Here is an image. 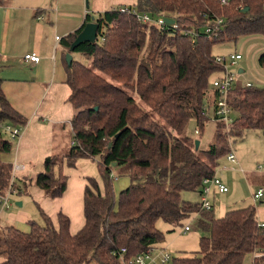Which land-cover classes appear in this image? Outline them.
Masks as SVG:
<instances>
[{
    "label": "trees",
    "instance_id": "obj_1",
    "mask_svg": "<svg viewBox=\"0 0 264 264\" xmlns=\"http://www.w3.org/2000/svg\"><path fill=\"white\" fill-rule=\"evenodd\" d=\"M128 7L130 11L113 7L95 16L100 25L96 42L76 47L71 65L66 60L75 111L71 145L56 149L36 176H13L12 164L2 160L14 146L6 127L20 128L28 120L13 106L0 77V195L28 193L36 185L47 197H61L68 185L65 164L75 167L79 159L92 158L100 170V179L87 178L81 230L73 234L63 212L55 224L40 207L43 222L29 221V231L0 227L3 264H124L148 248L165 246L160 219L168 222L170 233L190 219L205 232L199 250L172 255V264H242L252 253H257L254 264H264V226L255 205L217 216L214 207L200 210V200L185 197L186 192L201 193L204 180L214 176L221 158L247 131H264V87L239 81L229 95L236 113L230 137L223 133L225 123L217 120L213 141L205 150L196 148L214 119L219 95L214 80L224 70L214 48L264 36V0H231L228 5L219 0H138ZM138 13L163 16L166 23L143 22ZM93 16L88 14L87 22ZM220 18L224 22L218 34L207 33L206 27ZM82 29L70 36L68 49ZM259 64L264 68V53ZM206 105L212 107L210 115ZM191 120L199 131L195 137L189 133ZM116 169L131 179L118 197Z\"/></svg>",
    "mask_w": 264,
    "mask_h": 264
},
{
    "label": "crops",
    "instance_id": "obj_2",
    "mask_svg": "<svg viewBox=\"0 0 264 264\" xmlns=\"http://www.w3.org/2000/svg\"><path fill=\"white\" fill-rule=\"evenodd\" d=\"M137 2L110 0L109 6H130ZM90 6L91 0H3L0 3V77L4 79L3 87L13 106L28 120L21 127L20 137L13 139L12 151L2 155V160L13 167L15 163L25 166L16 174L36 176L45 169L46 158L56 149L69 147L75 111L69 101L72 90L67 83L66 54L69 49L66 43L70 36L84 27L88 14L97 16L110 9H101L98 3H94L95 10L91 12ZM58 36L60 39H57ZM31 53L39 54L40 61H26L24 56ZM242 70H239V75L244 72ZM242 82L247 84L252 81ZM216 127L217 123L215 132ZM195 130L189 128L193 137L196 136ZM6 136L11 137L9 133ZM209 143L204 145L201 140V147L205 150ZM95 162L92 158H81L75 167L63 166L68 185L61 197H47L42 188L36 185L29 187L35 201L40 203L55 224L58 225L60 212L70 217L73 234L85 225L84 192L87 178L94 176L100 179ZM240 164V160L237 164L227 162L221 169L217 167L216 171L229 185L227 181L231 179V172L243 170ZM217 193L221 192L214 190L211 195L214 210ZM197 194L199 201L200 192ZM225 206L221 202L218 209L221 211ZM225 210H222L224 214L227 212ZM9 216L21 220L22 227L18 226L19 229L30 230V224L27 226L24 223L31 221L26 212L16 211ZM259 220L264 222L260 217ZM256 256L257 253L246 255L242 264H254ZM0 264H3V258H0Z\"/></svg>",
    "mask_w": 264,
    "mask_h": 264
},
{
    "label": "rangeland",
    "instance_id": "obj_3",
    "mask_svg": "<svg viewBox=\"0 0 264 264\" xmlns=\"http://www.w3.org/2000/svg\"><path fill=\"white\" fill-rule=\"evenodd\" d=\"M94 3H98V7L101 9H104L105 7L110 8V0H91V12L95 10L93 6ZM214 52L216 53V55L228 59H230V57L235 53H242L243 58L238 61V64L231 67V69L236 72H239L241 68L244 69V72L239 75L241 77V80L239 81H252L256 86L264 87V68L259 64V57L264 53L263 35L241 37L238 41L218 44L214 48ZM239 81H237V83ZM136 96L138 100L142 102V99L138 95ZM144 106L147 109L151 110L146 103ZM235 114L236 113L232 112L233 118L235 117ZM215 122H217L216 119H210L205 126L204 132L201 135V140L203 141L204 145L213 141L216 125ZM231 125L225 124L223 128L224 135L226 133L230 137ZM196 127V122L194 120H191L189 128L194 131ZM70 145L71 141L69 142V146ZM199 149L203 150V147H201V143ZM233 150H235L243 170H241L240 167L239 169L241 171L239 170V174L237 172H231V179L228 181L226 180L229 185H227L223 178L220 176L224 183L229 187L230 191L223 194L217 193L215 214L217 216H223L224 212H222V210L224 208H226V210L228 211L236 207H243L249 204H253L257 207L260 219L264 221V197L255 201L253 195V190L255 188H259L262 185L264 186V131H247V133H245V135L242 138L238 139L234 144ZM93 160L96 161L95 170L99 173V162L97 159ZM239 160L237 161L239 162ZM227 162L229 163L230 161H228L226 157L221 158L220 167L218 166V168L221 169V167ZM259 165L263 166V169H259ZM120 172L121 169H116L114 172V188L117 197L119 196V193L123 189L127 188L131 183V179L128 174H120ZM225 173H227V171ZM241 176L242 179H240ZM244 176L249 179L250 183ZM185 194L186 199H189L193 202H196L199 199L197 192H186ZM33 195L34 194L30 190L28 191V193H12L10 196L9 208H5L2 210L0 204V227L12 225L22 227L20 225V219L12 218L9 216L16 211L26 212L28 216H30L31 220L43 222V217L40 212L41 205L39 202L35 201ZM19 201L23 203V206H19L17 204ZM221 202L226 206L220 211L218 209V205ZM189 221L187 222V224H192V229L190 231H187L186 233H184L183 226L170 233V225L163 219H160L157 223L158 228L166 233L165 246L175 257L182 255L183 252L191 254L193 251H197L200 248L199 240L200 237L205 234V232L198 226L197 222ZM24 223L25 225L29 226V222Z\"/></svg>",
    "mask_w": 264,
    "mask_h": 264
},
{
    "label": "built area",
    "instance_id": "obj_4",
    "mask_svg": "<svg viewBox=\"0 0 264 264\" xmlns=\"http://www.w3.org/2000/svg\"><path fill=\"white\" fill-rule=\"evenodd\" d=\"M221 4L228 5L231 0H219ZM121 11L126 12L130 11L128 6H121ZM137 17L146 23L149 24H158L163 25L166 23V19L163 16L153 18L148 13H138ZM224 22L223 18H220L218 22L214 25H209L206 27V32L210 35H217L220 27H222V24ZM174 26H177L175 23H173ZM57 39H60L58 36ZM217 62L222 64L224 66V70L222 72V75L214 80V86L218 89L219 95L215 99V109L214 114L211 115L212 118L222 121L227 125H231L234 121V118L232 116V107L229 103V95L235 88L238 78H239V72L233 71L231 67L238 64V61L243 58L242 53H235L233 54L230 59L217 56ZM24 59L26 61L31 62H39L41 57L37 53H31L26 54L24 56ZM247 85H252L251 82H248ZM211 106L206 105L204 110L205 114L210 115L211 113ZM6 129L10 132L11 136L13 138H18L21 135L22 128H14L11 126H7ZM195 134L198 135L199 131L196 129ZM74 143V142H73ZM227 159L230 162L237 163L238 157L235 152V150H231L228 155ZM24 165L15 163L13 167V176L16 175L18 171H22L24 169ZM259 169H263V166L259 165ZM214 190H217L221 193L229 192V187L224 183V181L221 179L220 175L217 173L214 174V176L206 178L204 180L203 188L200 193V201H201V207L200 210H210L212 209L213 202L211 199V195L214 192ZM253 195L255 201L258 199H261L264 197V187L255 188L253 190ZM10 196H11V190H9L6 194L0 195V204L2 207V210L5 208H9L10 206ZM262 226H264V222L261 223ZM192 229V226L190 223H188L184 228V233L187 231H190ZM127 250L125 248L122 249L121 253H125ZM172 254L169 252L168 248L166 246H154L151 248H148L145 252H142L136 256H133L129 259L123 260L124 264H172Z\"/></svg>",
    "mask_w": 264,
    "mask_h": 264
},
{
    "label": "water",
    "instance_id": "obj_5",
    "mask_svg": "<svg viewBox=\"0 0 264 264\" xmlns=\"http://www.w3.org/2000/svg\"><path fill=\"white\" fill-rule=\"evenodd\" d=\"M248 9V8H246ZM92 21L87 22L83 29L80 31V33L77 35L75 40L72 42L69 51L66 54V60L69 65L72 64L73 59H74V54L73 51L78 47L80 44L84 42H96L97 37H98V29H99V22L95 20V16L92 17ZM167 21L174 22V19H167ZM242 72L243 70L240 69ZM196 148H200V140H196ZM19 206H22L23 203L19 201L17 203Z\"/></svg>",
    "mask_w": 264,
    "mask_h": 264
}]
</instances>
